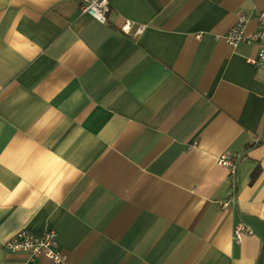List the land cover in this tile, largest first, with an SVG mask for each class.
<instances>
[{"label":"crops","instance_id":"crops-1","mask_svg":"<svg viewBox=\"0 0 264 264\" xmlns=\"http://www.w3.org/2000/svg\"><path fill=\"white\" fill-rule=\"evenodd\" d=\"M108 2L0 0V264H53L4 248L23 230L67 264H259L264 70L224 37L264 0Z\"/></svg>","mask_w":264,"mask_h":264},{"label":"built area","instance_id":"built-area-1","mask_svg":"<svg viewBox=\"0 0 264 264\" xmlns=\"http://www.w3.org/2000/svg\"><path fill=\"white\" fill-rule=\"evenodd\" d=\"M80 2L81 12L90 15L95 20L102 24L107 23L108 15L111 11V6L108 0H77ZM254 20L258 23V30L252 35L246 34L249 19L246 16H240L236 24L225 35V41L232 47H237L240 44H257L259 51L254 65L264 70V12H257ZM130 29V23H126L123 31L127 32ZM241 154L231 156L223 154L218 159V164L228 169L229 176L233 180L237 174V167ZM233 204L234 199L223 203V207L227 208ZM253 231L246 225L240 223L234 228V239L241 241L244 236H252ZM4 248L12 253H26L31 261L37 260L44 256L53 264H67V258L64 255L59 243L57 235L53 231L44 233L43 235H35L28 230H23L17 233L14 237L3 244Z\"/></svg>","mask_w":264,"mask_h":264},{"label":"trees","instance_id":"trees-1","mask_svg":"<svg viewBox=\"0 0 264 264\" xmlns=\"http://www.w3.org/2000/svg\"><path fill=\"white\" fill-rule=\"evenodd\" d=\"M259 264H264V246L261 249L260 257H259Z\"/></svg>","mask_w":264,"mask_h":264}]
</instances>
